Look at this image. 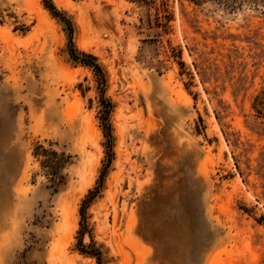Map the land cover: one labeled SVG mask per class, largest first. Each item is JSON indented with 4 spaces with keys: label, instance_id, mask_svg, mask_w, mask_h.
<instances>
[{
    "label": "rangeland",
    "instance_id": "374dc122",
    "mask_svg": "<svg viewBox=\"0 0 264 264\" xmlns=\"http://www.w3.org/2000/svg\"><path fill=\"white\" fill-rule=\"evenodd\" d=\"M46 2L0 0V264H264V7L50 0L112 105L99 183L97 78ZM37 142L72 158L55 192Z\"/></svg>",
    "mask_w": 264,
    "mask_h": 264
},
{
    "label": "trees",
    "instance_id": "16d2710c",
    "mask_svg": "<svg viewBox=\"0 0 264 264\" xmlns=\"http://www.w3.org/2000/svg\"><path fill=\"white\" fill-rule=\"evenodd\" d=\"M189 4L201 7L205 4H212L217 7H221L222 9L228 11L229 13H233L235 11L241 10L243 7L253 6V7H264V0H185ZM167 5V4H166ZM45 7L47 10L53 15L61 19L63 22L67 23L69 27V54L73 61L82 64L83 66L91 68L95 77L97 78V83L99 86V98L98 103L100 106V116L99 120L101 123V127L104 133V137L107 140L106 147L107 158L106 164H104L103 169L99 175V183L103 181L104 174L106 172V168L110 163L112 152H111V128L109 124V114L112 109L111 103L105 99L103 94L104 87V76L100 65L96 62V58L90 54L80 53L79 55L75 53V50L72 45V29L70 22L62 16V14L54 7V5L47 0L45 3ZM166 25L170 21L169 12L164 16ZM179 65L183 67V63L179 62ZM251 109L254 112V116L258 119H264V86L252 97ZM32 156L36 159L39 164L41 171L44 173L49 188L55 192L62 185L65 184L66 175L64 173L65 169L72 164V158L70 155L66 154L64 151H57L49 145L48 147H44L41 143L37 142L33 146ZM99 187L94 188V190H89L88 194L81 201V205L79 208V213L81 217V227L78 231L79 236L81 237L86 232V209L93 198L98 193ZM81 242V241H79ZM80 252L82 254H87L94 257L97 261V264H102L101 253L98 250L94 251H86L82 245Z\"/></svg>",
    "mask_w": 264,
    "mask_h": 264
}]
</instances>
